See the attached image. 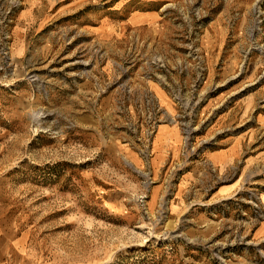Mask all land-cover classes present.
<instances>
[{"label":"rangeland","instance_id":"1","mask_svg":"<svg viewBox=\"0 0 264 264\" xmlns=\"http://www.w3.org/2000/svg\"><path fill=\"white\" fill-rule=\"evenodd\" d=\"M0 218L41 264H264V0H0Z\"/></svg>","mask_w":264,"mask_h":264},{"label":"crops","instance_id":"2","mask_svg":"<svg viewBox=\"0 0 264 264\" xmlns=\"http://www.w3.org/2000/svg\"><path fill=\"white\" fill-rule=\"evenodd\" d=\"M236 144L238 145L237 140L233 142L230 149L221 154H216L214 160L220 162V165H226L231 162L236 152H238ZM10 234L9 228L4 226L0 218V264H41L37 260L29 259L26 256L22 240L12 239Z\"/></svg>","mask_w":264,"mask_h":264}]
</instances>
